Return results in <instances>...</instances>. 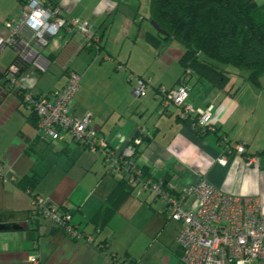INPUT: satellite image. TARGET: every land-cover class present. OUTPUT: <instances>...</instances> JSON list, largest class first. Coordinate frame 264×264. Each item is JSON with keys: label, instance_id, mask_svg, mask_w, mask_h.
Listing matches in <instances>:
<instances>
[{"label": "crops", "instance_id": "0c3cea01", "mask_svg": "<svg viewBox=\"0 0 264 264\" xmlns=\"http://www.w3.org/2000/svg\"><path fill=\"white\" fill-rule=\"evenodd\" d=\"M52 1L65 17L88 21L89 36L98 40V47L85 46L78 34L60 32L41 50L38 65L18 78L20 88L48 95L64 86L68 71L78 73L70 113L79 119L89 114L97 136L116 151L143 127L149 138L140 145L136 164L147 170L148 178L164 180L176 191L204 178L224 193L257 197L264 213V75L254 86L246 71L227 68L223 90L190 75L186 103L212 106L210 124L216 132L201 134L194 117L181 119L177 108L160 106L156 89L176 86L183 49L146 40L147 34L156 35L149 20L150 0ZM18 5V0H0V41L8 37L2 23L16 17ZM15 56L11 46L0 44V65H5L0 70ZM129 75L151 81L143 96L133 95L136 78ZM28 115L2 81L0 168L7 179H0V264H32L33 255L39 264H183L176 242L181 224L167 219L165 204L148 190L135 187L107 226L94 233L90 218L125 173L115 172L99 152L69 137L57 142L41 138ZM237 143L258 157L255 165L243 164L233 150ZM28 176L38 179L35 193L72 209V223L82 232L79 238L55 231L49 221H32L31 196L17 184ZM193 204L188 198L183 208Z\"/></svg>", "mask_w": 264, "mask_h": 264}, {"label": "built area", "instance_id": "2783aa9c", "mask_svg": "<svg viewBox=\"0 0 264 264\" xmlns=\"http://www.w3.org/2000/svg\"><path fill=\"white\" fill-rule=\"evenodd\" d=\"M18 11L14 19L4 21L3 27L8 37L0 44L11 46L18 58V64L9 67L7 87L21 95V105L37 117L36 129L43 139L62 141L64 137L78 142L90 151L99 152L105 164H110L115 172H124L130 187H139L150 191L156 199L165 204L167 219L177 221L181 228L176 236L180 249V261L183 264H264V213L260 211L259 199L251 196H238L224 193L213 187L206 179L199 178L195 183L183 186L176 191L173 185L164 180H152L143 176L134 161L136 146L146 137L143 127L123 150H112L97 136L90 125V115L76 118L70 113L71 102L79 89L80 75L68 71L64 86L48 95H33L22 90L16 74L20 63L38 65L41 50L50 40L62 31L78 34L84 39L85 46L98 47L97 39L89 36L90 23L78 18H67L60 7L51 0H18ZM118 70H123L117 66ZM187 70L176 86L157 88L160 106L163 109L175 107L181 119H192L201 134L213 133L215 127L210 124L212 106L194 108L187 104ZM134 76L129 75V79ZM151 81L148 78H136L132 90L135 97H141ZM247 167L258 162L256 155H248L243 144L233 146ZM224 163V159L218 160ZM0 179L6 180L0 168ZM193 199V206L183 208V202ZM31 217L33 221H49L52 227L77 239L81 232L71 223L68 213L59 206L51 204L41 195L31 197ZM67 209V206L65 205ZM29 262L39 264L33 255Z\"/></svg>", "mask_w": 264, "mask_h": 264}, {"label": "trees", "instance_id": "16d2710c", "mask_svg": "<svg viewBox=\"0 0 264 264\" xmlns=\"http://www.w3.org/2000/svg\"><path fill=\"white\" fill-rule=\"evenodd\" d=\"M262 16L264 12L255 0H150L149 20L154 21L166 32L168 38L162 40L157 34H147L146 40L154 45L172 39L178 42L183 49L179 59L182 67L181 77L189 70L187 78L196 75L215 88L223 90L229 81L226 69L231 68L237 72L246 71L247 81L259 86L260 78L264 75ZM16 63L18 64L17 56L7 68L0 70V83L3 81L6 87L9 67ZM29 67L30 65L20 63L16 77L19 78ZM15 94L21 100V95ZM27 119L36 128L35 113L29 111ZM148 138L142 137L141 144L147 142ZM140 145L135 149L133 157L135 162ZM140 169L143 176L147 177V170ZM126 179L125 174V178L116 183L98 211L90 218L94 233L97 234L107 226L122 202L134 189L128 185ZM37 182L35 176H28L18 180L17 184L32 197L38 194L34 192ZM59 208L70 215L72 223V209L68 206L66 209L65 205H60ZM52 228L59 231L55 227Z\"/></svg>", "mask_w": 264, "mask_h": 264}, {"label": "rangeland", "instance_id": "374dc122", "mask_svg": "<svg viewBox=\"0 0 264 264\" xmlns=\"http://www.w3.org/2000/svg\"><path fill=\"white\" fill-rule=\"evenodd\" d=\"M255 2L260 7V9L262 10V12H264V0H255ZM262 18H264V16H262ZM168 44H171V45L175 46V45L178 44V42L176 40L172 39V40H169L168 41ZM7 51H8V48H7ZM3 58L4 57H2L0 61L3 62V60H4ZM2 64H5V63H2ZM1 66L4 67L5 65H0V69H1ZM242 73H245V71H242ZM134 77L137 78V79L140 78V77H138V75H137V77L136 76H134ZM143 78H145V77H143ZM52 142H57V141H52Z\"/></svg>", "mask_w": 264, "mask_h": 264}, {"label": "water", "instance_id": "95a60500", "mask_svg": "<svg viewBox=\"0 0 264 264\" xmlns=\"http://www.w3.org/2000/svg\"><path fill=\"white\" fill-rule=\"evenodd\" d=\"M151 25L154 27L155 31H156V34L158 35V37H160L162 40H166L168 38V34L164 31H162L158 26L157 24L154 22V21H151ZM4 227V226H2ZM0 226V228H2Z\"/></svg>", "mask_w": 264, "mask_h": 264}]
</instances>
